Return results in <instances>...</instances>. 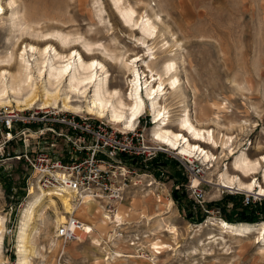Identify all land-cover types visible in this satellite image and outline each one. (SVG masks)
I'll list each match as a JSON object with an SVG mask.
<instances>
[{"label": "rangeland", "instance_id": "374dc122", "mask_svg": "<svg viewBox=\"0 0 264 264\" xmlns=\"http://www.w3.org/2000/svg\"><path fill=\"white\" fill-rule=\"evenodd\" d=\"M123 1L126 4L130 2L143 16H161L162 22H156L159 37L155 44L154 40L149 43L153 47L157 45L154 50L157 59H151L152 51L138 41L142 35L139 28H131L123 23L112 0H16L13 10L19 12L18 22L21 20L24 23L26 17L28 24L40 23L44 27V33L63 29L75 32L76 27L81 24V32L87 37H93L98 32L97 39L93 42L118 46L131 60L140 53V57L145 58L156 70H161L167 60L174 59L186 97L185 100L178 99L185 101L194 121L199 120V112L203 110L207 119L202 121V126L218 129V132L234 137V145L230 142L225 149L220 142L214 145L211 140H207L216 148L218 160L212 159L210 162L203 157H195L202 169L199 176L194 177L191 175V168H184L179 159L175 158L178 151L154 139L152 129L155 120L148 104V112L141 116L138 129H135L143 132L152 143L162 145L169 153H162L157 157L168 163L157 169L160 172H152L150 167L144 170L157 177L164 172L165 176L158 178L151 186L145 184L133 190L117 206V213L114 209L113 214L107 213L101 203L91 202V210L88 211L91 217L101 208L102 212L111 217L116 215V218H122L123 225L117 227L116 222L101 228V222L96 220L99 222L98 228H90L88 223L75 215L88 226V232L83 231L86 237L82 242L64 243L55 238L56 229L61 225L57 222L58 217L63 214L68 218L73 213L65 210L58 197L54 198L56 209L49 205L46 198L45 205L37 209L36 219L29 231L35 248L29 259L32 264H264V246L258 231L249 234L248 239L235 237L231 231L228 233L226 229L220 228L229 224L259 225L264 223V216L256 223H234L233 204H229L226 212L217 207L207 210L208 204L221 202L228 194L244 195V206L262 203L264 200L257 187L263 182V169L252 179L256 184L250 193L241 191L238 187H221L226 182L224 174L229 171L228 168H235L234 163L243 152L250 155L259 152L264 155V0H140L146 6H138L137 0ZM109 4L128 30H138L134 32L135 38L115 23ZM11 15L12 10H8L3 19H0V57L7 53L15 56L26 44L39 41L32 35L33 31L13 34L10 30ZM100 18L103 19L102 22ZM10 37L11 44H8ZM54 40L60 43L57 38ZM139 65L145 68L144 63ZM113 78L121 81L124 95H128L129 73H116ZM148 78L151 82V74ZM142 80L141 83L145 85L147 79ZM39 87L42 90L40 84ZM144 94L140 95L145 98ZM167 99L166 104L173 109V124H176L177 118L182 114L181 108H178L179 100L172 98V93L168 94ZM12 108L24 109V106L17 107L14 103ZM52 110L62 113L58 109ZM64 113L78 118L89 117L93 122H103L119 131L124 130L97 116ZM171 162L174 164L171 165ZM30 178L31 171H27L20 160L0 165V219L6 221L4 227H0V232L3 230L4 234L0 264L7 261L16 264L19 259L17 237L21 217L29 202L40 194L36 187L31 189V193L27 190ZM236 182L235 179L237 185ZM191 184L194 187L200 185L199 189L206 194L202 205L193 200ZM175 189L186 193L190 208L181 210L172 197ZM246 196L251 197L249 203L246 202ZM188 211H192L197 219L201 216L200 211L208 214L203 222H192L186 214ZM199 226L203 228L200 229ZM121 231L128 236L139 235L140 244L147 251L135 254L130 247L129 238H117ZM52 243L59 248H52ZM119 254L133 257H118Z\"/></svg>", "mask_w": 264, "mask_h": 264}, {"label": "bare ground", "instance_id": "6f19581e", "mask_svg": "<svg viewBox=\"0 0 264 264\" xmlns=\"http://www.w3.org/2000/svg\"><path fill=\"white\" fill-rule=\"evenodd\" d=\"M112 2L125 25L131 28H139L142 35L138 41H141L149 51H152L151 59H157L156 52H154L157 45L153 47L149 43L154 40L155 44L159 37L156 22H162L161 16L157 14H154L153 18L149 14L143 16L130 2L127 4L123 0H112ZM136 3L138 6L143 4L146 6L140 0H137ZM16 4V0L9 2L0 0V19H3L6 11L12 10L11 32L24 34L33 31L34 34L32 35L39 41H34V44H26L15 56L13 53H7L4 57H0V107H12L15 103L17 107L24 106V109L40 107V109L52 108L58 109L60 112H72L74 114L85 113L107 119L109 122L121 126L125 131H133L141 116L148 112L147 105L149 104L155 120L152 129L154 139L164 146L178 151L179 156L203 157L206 161L212 162L218 160L216 148L207 140H211L214 145H218L220 142L225 149L230 142L234 145V137L222 134L218 132V129L202 126L204 123L202 121L207 119V114L203 110L199 112V120L194 121L191 110L184 104L185 101L178 99L186 97L174 59L167 60L162 65L161 70H156L153 65L145 61V58L140 57V53L133 57L134 60H131L132 58L123 54L118 46L106 45L98 41L93 42L94 39H97L98 32H95L93 37H87L81 32L83 28L81 24L76 27L75 32L64 31L63 29L54 33H44V27L40 23L28 24L26 17L24 23L21 20L18 22L19 12L13 10ZM109 9H111V16L115 23L135 38L134 32L138 30H128L110 4ZM100 20L103 21L102 18ZM54 38H57L61 44H58ZM11 40V37L8 38V44H11ZM139 63H144L145 68ZM124 71L129 73L130 78V93L128 95L127 93L124 95L121 81L113 78L114 74ZM149 74H151V82H149ZM142 79H147L144 82L145 85L141 83ZM39 84L42 90H40ZM171 93L172 98L179 100L177 101L180 104L178 108H181L182 113L177 118V122L174 120L176 124H173L172 121L173 109L171 105L166 104L168 102L167 96ZM140 94H144L145 98ZM216 124L218 123L216 122ZM262 162H264V155H260L259 152H254L252 155L243 152L236 159L235 168H228L229 171L224 174L226 182L221 187L228 189L238 187L241 191L252 192L256 184L252 182V179L256 178L261 169L264 173ZM34 187L36 186L34 185ZM257 187L260 190L259 195L263 197L264 174L263 182H260ZM38 190L40 194L34 196L29 202L21 217V227L17 237L19 259L16 264H32L29 258L34 245L29 231L36 219L37 209L45 205L46 198H48L49 205L56 209L54 198L58 197L67 212H74V217L76 215L88 223L90 228H98L94 222V217L88 214V211L91 210L90 204L93 202L89 197H85L74 211L73 197L69 193L46 192L41 188ZM100 209H97L95 213L101 214L102 219H99L101 228L116 222V226L123 225L122 218L118 216L116 218V215L111 217ZM78 218L76 219L79 220ZM1 219L0 227L3 228L6 221ZM66 219V216L62 214L58 217L57 222L62 224L66 222ZM120 222L121 224H119ZM83 224V231L88 232V226ZM198 228L202 229L203 226ZM220 228L226 229L228 233L231 231L235 237L247 238L249 234L258 231L261 236L259 239L262 238L261 242L264 246V223L259 225L229 224ZM2 231L0 232V254L4 243ZM83 231L76 230L80 238L78 242H82L86 237ZM55 238L63 241L58 239L57 235ZM51 247L56 250L59 248L55 243H52ZM118 257L133 256L119 254Z\"/></svg>", "mask_w": 264, "mask_h": 264}, {"label": "built area", "instance_id": "2783aa9c", "mask_svg": "<svg viewBox=\"0 0 264 264\" xmlns=\"http://www.w3.org/2000/svg\"><path fill=\"white\" fill-rule=\"evenodd\" d=\"M137 129L119 131L89 117L78 118L52 109L0 107V165L22 161L31 171L29 193L34 185L47 192H67L73 197L74 211L89 197L113 214L112 210L116 212L133 190L151 186L165 176L164 172L157 177L144 169L169 151ZM175 158L184 168H191L192 176H199V161L178 155ZM199 187L191 184L190 191L195 203L202 205L206 194ZM250 200L246 196V202ZM72 213L55 232L65 243L77 242L80 238L76 230H84V224ZM117 238H129L135 254L147 251L139 235L128 236L121 231Z\"/></svg>", "mask_w": 264, "mask_h": 264}, {"label": "trees", "instance_id": "16d2710c", "mask_svg": "<svg viewBox=\"0 0 264 264\" xmlns=\"http://www.w3.org/2000/svg\"><path fill=\"white\" fill-rule=\"evenodd\" d=\"M174 162V161H173ZM171 162L170 164L173 165L174 163ZM167 161L163 160L161 157L156 158L152 163L149 169H151L152 172L158 173V168L160 166H167ZM177 165V162L175 163ZM179 182V181H178ZM172 197L174 201L180 206L181 210H185V207H189L186 193L184 191H180L179 189L173 190ZM244 195L240 194H228L226 195L221 202L217 203H211L208 204V209L211 210L213 207H217L220 211L226 212V210L229 208V204H233V210L235 215L234 216V223H256L261 217L264 216V200H262V203H255L254 205H248L244 206ZM199 210L200 207H197ZM187 216L192 222H203L206 218L208 213L201 212V216L199 219H197L192 211H188ZM196 218V219H194Z\"/></svg>", "mask_w": 264, "mask_h": 264}, {"label": "crops", "instance_id": "0c3cea01", "mask_svg": "<svg viewBox=\"0 0 264 264\" xmlns=\"http://www.w3.org/2000/svg\"><path fill=\"white\" fill-rule=\"evenodd\" d=\"M100 219V215L97 213V214H95V216H94V222H95V224H96V226H98V224H99V222L98 221H96V220H99ZM82 220V219H81Z\"/></svg>", "mask_w": 264, "mask_h": 264}]
</instances>
